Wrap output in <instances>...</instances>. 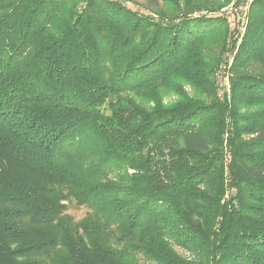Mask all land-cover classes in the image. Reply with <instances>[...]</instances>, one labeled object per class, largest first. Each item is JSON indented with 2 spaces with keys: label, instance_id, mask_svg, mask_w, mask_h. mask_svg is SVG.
Masks as SVG:
<instances>
[{
  "label": "trees",
  "instance_id": "obj_1",
  "mask_svg": "<svg viewBox=\"0 0 264 264\" xmlns=\"http://www.w3.org/2000/svg\"><path fill=\"white\" fill-rule=\"evenodd\" d=\"M220 7L0 0V264H264V0Z\"/></svg>",
  "mask_w": 264,
  "mask_h": 264
},
{
  "label": "rangeland",
  "instance_id": "obj_2",
  "mask_svg": "<svg viewBox=\"0 0 264 264\" xmlns=\"http://www.w3.org/2000/svg\"><path fill=\"white\" fill-rule=\"evenodd\" d=\"M218 1L221 2L220 8H221L222 12L225 13L224 9H228V10H230L231 14L234 15V17H235L234 20H228V23L231 25V27L234 28L235 26H238V27L240 26V28H242V32H244V26H245L244 12L248 9L251 0H245L246 2L248 1V3H241V4H238L237 0H230V2H228V0H218ZM128 4L132 8L139 9L142 12H147L146 0H128ZM203 11H205V10H202V12ZM218 79H219L220 84H221V82L223 83V80L220 79V77ZM185 88L187 89L188 92H193V90L191 89V87L189 85L186 84ZM172 95H170V94L165 95V100L169 101V100L174 99L175 95H173V96ZM70 212L73 213L77 219L80 218L83 214L82 210H79V209H71ZM142 264H151V263L145 262L143 260Z\"/></svg>",
  "mask_w": 264,
  "mask_h": 264
},
{
  "label": "built area",
  "instance_id": "obj_3",
  "mask_svg": "<svg viewBox=\"0 0 264 264\" xmlns=\"http://www.w3.org/2000/svg\"><path fill=\"white\" fill-rule=\"evenodd\" d=\"M224 11H225V14H226L228 20H234L235 19L234 15L231 14L230 10L224 9Z\"/></svg>",
  "mask_w": 264,
  "mask_h": 264
}]
</instances>
